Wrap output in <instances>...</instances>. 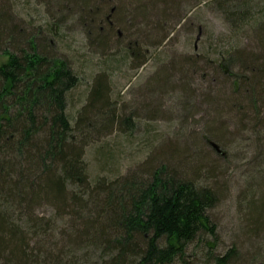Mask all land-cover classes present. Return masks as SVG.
Here are the masks:
<instances>
[{
  "label": "rangeland",
  "instance_id": "obj_1",
  "mask_svg": "<svg viewBox=\"0 0 264 264\" xmlns=\"http://www.w3.org/2000/svg\"><path fill=\"white\" fill-rule=\"evenodd\" d=\"M0 2L9 25L71 63L79 78L67 96L72 125L94 83L104 81V116L91 113L94 127L84 128L87 135L76 133L85 139L92 184L144 177L147 165L162 155L173 161L169 155L177 153L174 167L197 186L210 187L217 202L209 212L216 236H205L208 246L206 239L190 245L185 262L175 264H213L231 249L238 256L231 264H264V221L254 228L253 214L264 202V97L254 107L234 93L238 78L251 82L240 61L260 54L264 0H176L164 16L150 15V28L141 21L123 27L111 18L113 31L103 44L90 38L80 13L57 7L59 0ZM109 111L117 121L104 129ZM46 212L51 215L53 207ZM60 219L64 229L70 218Z\"/></svg>",
  "mask_w": 264,
  "mask_h": 264
},
{
  "label": "trees",
  "instance_id": "obj_2",
  "mask_svg": "<svg viewBox=\"0 0 264 264\" xmlns=\"http://www.w3.org/2000/svg\"><path fill=\"white\" fill-rule=\"evenodd\" d=\"M114 1L59 0L56 6L80 13L90 38L103 44L113 31L111 18L123 27L141 21L150 28L151 16L162 17L166 8L177 4L176 0H116L114 6ZM2 3V264H175L185 262L190 245L197 241L206 239L208 246L205 236H216L209 212L217 196L210 187L197 186L183 175V170L174 167L176 162L179 164L177 153L169 155L173 161L162 155L159 163L147 165L144 177L127 176L115 181L99 178L92 184L84 161L85 139L76 133L87 135L84 128L94 127L91 113L104 116L105 83L101 79L94 83L88 104L72 125L66 113L67 96L78 86V75L67 59L48 51L46 43L9 25ZM104 24H108L105 30ZM140 32L145 36L144 30ZM261 42L259 56L240 61L242 69L251 73V82L238 78L239 88L234 89L236 97L254 107L256 99L264 97V28ZM133 48L128 47V52L135 54ZM195 69L192 66L190 72ZM109 112L104 129L116 120L115 114ZM51 207L54 212L47 215ZM253 214L254 228H258L264 221V202L255 207ZM66 216L70 220L60 229V218ZM236 258L231 249L215 257L213 264H231Z\"/></svg>",
  "mask_w": 264,
  "mask_h": 264
},
{
  "label": "water",
  "instance_id": "obj_3",
  "mask_svg": "<svg viewBox=\"0 0 264 264\" xmlns=\"http://www.w3.org/2000/svg\"><path fill=\"white\" fill-rule=\"evenodd\" d=\"M213 146L218 149V147L215 144H213Z\"/></svg>",
  "mask_w": 264,
  "mask_h": 264
}]
</instances>
